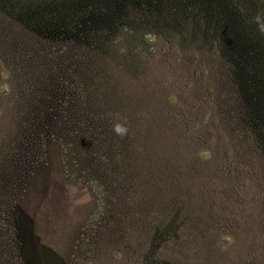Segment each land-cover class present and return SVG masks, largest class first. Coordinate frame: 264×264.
Here are the masks:
<instances>
[{
  "label": "rangeland",
  "instance_id": "374dc122",
  "mask_svg": "<svg viewBox=\"0 0 264 264\" xmlns=\"http://www.w3.org/2000/svg\"><path fill=\"white\" fill-rule=\"evenodd\" d=\"M0 264H264V0H0Z\"/></svg>",
  "mask_w": 264,
  "mask_h": 264
},
{
  "label": "clouds",
  "instance_id": "9594fccd",
  "mask_svg": "<svg viewBox=\"0 0 264 264\" xmlns=\"http://www.w3.org/2000/svg\"><path fill=\"white\" fill-rule=\"evenodd\" d=\"M116 130H117V131H122V130H121V129H119V128H117Z\"/></svg>",
  "mask_w": 264,
  "mask_h": 264
},
{
  "label": "trees",
  "instance_id": "16d2710c",
  "mask_svg": "<svg viewBox=\"0 0 264 264\" xmlns=\"http://www.w3.org/2000/svg\"><path fill=\"white\" fill-rule=\"evenodd\" d=\"M77 13V12H76ZM76 13L72 16V17H75Z\"/></svg>",
  "mask_w": 264,
  "mask_h": 264
}]
</instances>
